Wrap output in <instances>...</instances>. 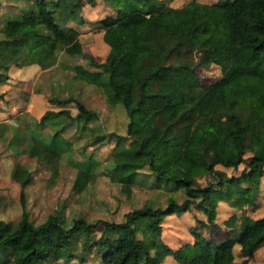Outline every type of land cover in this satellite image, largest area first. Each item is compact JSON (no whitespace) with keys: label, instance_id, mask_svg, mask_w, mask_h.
I'll return each instance as SVG.
<instances>
[{"label":"trees","instance_id":"obj_1","mask_svg":"<svg viewBox=\"0 0 264 264\" xmlns=\"http://www.w3.org/2000/svg\"><path fill=\"white\" fill-rule=\"evenodd\" d=\"M83 1L30 0L23 11L3 19L0 34L6 40L24 33L49 34L54 54L63 52L84 57L86 65L72 64V78L92 84L109 103H114L120 96L111 72L113 47L98 61L82 51L76 28L67 24L68 20L83 21L79 13ZM85 1L94 3L95 0ZM102 1L112 11L95 22L105 29L113 26L123 32L132 26L139 29L142 25L134 21L133 14L157 15L163 20L152 28L156 44L129 54L124 68L155 65L136 81L134 105L159 95L167 96L168 101L142 119L129 118L125 133L105 134L92 123L97 119V111L83 103L79 96L48 95L47 101L57 107L44 109L34 127L26 132L18 131L7 144L17 147V152L21 147L54 175L59 156L71 150L70 139L61 135V131L77 127L79 132L90 135V142H112L104 171L110 180L119 184L122 192L128 195L132 183L143 178L148 186L166 190L165 203L152 205L145 200L124 211L120 220L99 218L90 222L77 214L68 217L65 223L60 208L34 223L22 206L14 222L0 218V264H8L15 252L18 262L11 264H55L56 260L84 264L88 253L95 256L97 264H159L166 254L178 264H249L253 251L264 244V214L249 216L243 211L238 215L229 214L224 223L230 225V234L218 240L195 235L191 240L171 246L160 239L145 238V233L158 234L164 216L192 208L200 210L204 215L202 220L211 221L218 199L241 206L248 198L246 194L258 187L264 165L262 156L255 150L259 143L256 118L251 111L245 116L242 114L243 104L258 100V93L249 90L237 95L228 113L230 125L214 133L218 145L214 162L230 168H236L239 163L243 166L237 173L228 175L214 169L215 178L200 185L188 171L189 155L200 141L213 133V116L197 99V90L183 84L168 85L158 73L193 72L196 66L213 63L223 78L237 73L235 82L251 81L263 90L264 96V0H187L180 5H171L166 0ZM174 24L192 27L183 38L192 45L194 53L174 55L163 63L169 28ZM224 44L228 45L230 53L224 52ZM67 101L74 103L73 113L64 106ZM185 113L190 119L188 123L179 121ZM259 115L264 121V97ZM44 121L52 123L53 128L43 130ZM6 127L7 124L0 121V136ZM83 151L79 149L81 158L72 160L75 172L71 187L75 191H81L93 179L98 164L96 158ZM10 176L19 184V199L23 205V187L31 178L30 172L24 165H15ZM180 194L182 197L178 199ZM94 227L98 230L94 231ZM189 230L196 231L193 227ZM234 243L238 244V260L233 256Z\"/></svg>","mask_w":264,"mask_h":264},{"label":"rangeland","instance_id":"obj_2","mask_svg":"<svg viewBox=\"0 0 264 264\" xmlns=\"http://www.w3.org/2000/svg\"><path fill=\"white\" fill-rule=\"evenodd\" d=\"M184 1L187 0H166L171 5H180ZM29 3L30 0H0V24L6 16L20 13ZM110 11H112L110 6L102 0H95L94 3L84 0L79 9L83 21L68 20L67 24L76 28L82 51L90 53L94 59L103 60L109 49L113 47L111 72L120 96L114 103H109L92 84L72 78V64L77 62L86 65L84 57L63 52L54 54L51 51L49 34L32 36L24 33L12 40H6L0 34V112L4 111L1 112L0 117L7 118V127L0 136L1 219L14 222L24 206L28 218L34 223L43 220L47 213L58 208L62 209V215L66 218L63 220L64 223L68 217L77 214H81L90 222L99 218L120 220L124 211L140 205L145 200L150 201L152 205L165 203L166 190L163 187L148 186L143 178L132 183L128 195L122 192L119 184L110 180L108 173L104 171V161L112 142H90V135L85 131L79 132L77 127L71 126L61 131V135L70 139L71 150L68 154L63 153L59 156L54 175H51L45 165L37 162L21 147L17 152L15 150L17 147H10L7 144V140L14 138L18 131L26 132L34 127L37 117L44 109L57 107L47 101L48 95L79 96L83 103L97 111V119L92 123L105 134L125 133L129 118L142 119L152 109L168 101L167 96L159 95L150 97L140 105H134L136 81L151 71L155 65H145L132 70L124 68L125 59L129 54L156 44L152 37V28L161 24L163 20L157 15L133 14L134 21L142 25L139 29L132 26L123 32L117 26L108 29L100 27L95 20ZM191 31L192 27L182 24H174L169 28L167 52L162 58L163 63L174 55L185 56L194 53L192 45L183 38ZM222 48L225 53H230L227 44L222 45ZM10 75L13 78H9ZM236 75L237 73H233L223 78L218 66L213 63L204 67L196 66L193 72L180 70L170 74H164L162 71L158 73V77L164 78L168 85L183 84L197 90V99L203 103L204 110L213 116V133L200 141L196 150L189 155L188 171L200 185L215 178L214 169L222 170L228 175L237 173L243 166V163H239L236 168H230L214 162V154L218 148L214 133L230 125L228 113L233 100L240 93L249 90L257 92L259 99L245 102L242 106V114L245 116L251 111L256 118L259 143L255 150L262 156L264 165L262 142L264 121L259 115V106L264 97L263 90L256 88L253 82L248 80L235 82ZM64 106L72 113L75 111L72 101L65 102ZM179 121L188 123L190 119L185 113ZM51 128L53 124L44 121L42 129L49 131ZM79 149L96 158L98 164L93 179L84 189L75 191L71 187L75 172L72 160L81 158ZM245 155H248V152ZM15 165L26 166L31 176L23 187V205L19 199V184L10 176L11 169ZM141 169L146 171L144 167ZM246 196L248 198L241 206L231 205L226 200L218 199L215 215L211 221L202 220L204 215L199 209L194 208L167 214L161 221V231L158 234L146 232L145 238L160 239L171 246L191 240L195 235H208L214 240L223 238L230 234V225L224 223V219L229 214L238 215L240 211L249 216L264 214V173L259 177L258 187L248 192ZM181 197L180 194L178 199ZM189 227H193L196 231L189 230ZM97 230L94 227V231ZM232 251L234 259H240L238 244H233ZM9 261L10 264L18 262L17 252L10 256ZM54 263L66 264L62 260H56ZM248 263L264 264V244L253 251ZM84 264H97V259L92 253H88ZM159 264L178 263L170 254H166Z\"/></svg>","mask_w":264,"mask_h":264},{"label":"crops","instance_id":"obj_3","mask_svg":"<svg viewBox=\"0 0 264 264\" xmlns=\"http://www.w3.org/2000/svg\"><path fill=\"white\" fill-rule=\"evenodd\" d=\"M9 78H13V76L10 75ZM1 108H2V107H1ZM1 110H2V109H1ZM2 111H3V110H2ZM2 111H1V112H2ZM1 112H0V114H1ZM3 112H4V111H3ZM6 119H7V118H3V116L0 117V121H2V122H4V123H6ZM9 119H10V118H9ZM6 124H7V123H6Z\"/></svg>","mask_w":264,"mask_h":264}]
</instances>
